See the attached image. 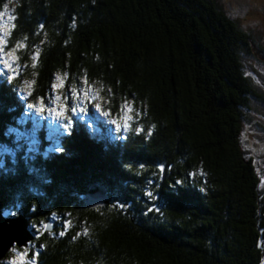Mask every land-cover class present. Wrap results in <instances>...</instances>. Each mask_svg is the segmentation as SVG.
I'll list each match as a JSON object with an SVG mask.
<instances>
[{"label": "trees", "instance_id": "trees-1", "mask_svg": "<svg viewBox=\"0 0 264 264\" xmlns=\"http://www.w3.org/2000/svg\"><path fill=\"white\" fill-rule=\"evenodd\" d=\"M4 11L8 47L35 76L28 95L21 75L0 74V147L13 155L2 209L33 234L18 264H263L264 188L242 136L264 93L243 66L250 35L215 0H0ZM56 75L64 92L94 88L101 108L67 96L64 116L27 112ZM22 123L38 141L29 154L10 132ZM94 183L108 201L89 207Z\"/></svg>", "mask_w": 264, "mask_h": 264}, {"label": "rangeland", "instance_id": "rangeland-1", "mask_svg": "<svg viewBox=\"0 0 264 264\" xmlns=\"http://www.w3.org/2000/svg\"><path fill=\"white\" fill-rule=\"evenodd\" d=\"M220 7L231 16L237 23V25L250 35L252 39L251 43V52L245 53L243 55V66L247 76L253 82L254 86L258 87L264 93V0H215ZM12 28L11 16L8 11L0 13V74L6 77L13 76L14 78H20L22 88L29 95L34 86V74L33 78L23 75L22 64L19 63V56L17 51L12 50L8 47L7 38L10 34ZM11 53V55H9ZM5 61H8L9 64L6 65ZM12 70H9V69ZM21 75V76H20ZM20 76V77H19ZM53 84L63 85L62 87L52 88V93L49 97V100L44 101V111L48 113V118L55 117L58 106L64 107L65 99L69 96L70 99L76 100L81 96L80 104H83L85 101L84 95L85 91L91 94L90 100L92 104L99 103L98 93L94 88L87 86L85 84L79 86V89L69 87L68 91L64 92L65 84L63 77L61 75H56L54 77ZM52 84V85H53ZM67 94V95H66ZM28 95L22 97L27 99ZM78 97V98H77ZM40 104V99L36 102V107L28 108L25 107L27 112L41 113L38 111ZM77 103L76 106H80ZM24 106L26 104L24 103ZM127 106L124 111V115L121 118H117L115 126V131H124L128 132L124 128V123L128 122L129 125V111H127ZM95 108V107H94ZM63 109V108H62ZM34 110V111H33ZM60 118V117H59ZM248 118L243 129V146L246 148L248 155L253 158L256 171L260 174L262 180V186L264 188V105L261 103L254 102L252 109L248 112ZM50 121V120H49ZM117 124L120 125V130H117ZM26 128L29 129L30 126ZM15 134L18 138L23 140V143L26 144L27 149H24L25 154L31 152L32 147H36L38 141L35 139V133L33 131H27L23 123L19 125V128H12L10 131ZM57 146V145H56ZM48 149H51L47 147ZM18 149L14 148V153ZM20 151V150H19ZM12 155L11 150H7L6 147H0V166L4 162V154ZM13 153V154H14ZM13 156V155H12ZM8 211L4 210L3 214ZM11 214V212H10ZM13 216V215H8ZM17 249L25 248L24 246L18 247L14 246ZM12 249V248H11ZM19 253H26V250L20 252L18 250L11 251L7 259H5L1 264H11L13 258H18ZM25 257V256H24ZM19 261V260H18ZM264 264V261H263Z\"/></svg>", "mask_w": 264, "mask_h": 264}, {"label": "water", "instance_id": "water-1", "mask_svg": "<svg viewBox=\"0 0 264 264\" xmlns=\"http://www.w3.org/2000/svg\"><path fill=\"white\" fill-rule=\"evenodd\" d=\"M108 201L107 188L94 183L86 192L85 203L89 207L102 206ZM3 200L0 197V260L14 246L26 247L33 240L29 222L23 214L5 216ZM47 229H50L47 226Z\"/></svg>", "mask_w": 264, "mask_h": 264}, {"label": "snow or ice", "instance_id": "snow-or-ice-1", "mask_svg": "<svg viewBox=\"0 0 264 264\" xmlns=\"http://www.w3.org/2000/svg\"><path fill=\"white\" fill-rule=\"evenodd\" d=\"M9 55H11V53H9ZM5 64L8 65L9 62H8V61H5ZM9 70H12V69L10 68ZM13 78H14L13 76H9V80H11V79H13ZM85 83H86V82H85ZM62 86H63L62 84H61V85L53 84V85H52V88L55 89V88L62 87ZM90 97H91V94L88 93L87 91H85L84 99H85V100H88L89 102H91V101H90ZM28 107H29V108H33V107H36V105H34V104H29ZM95 108H96L97 110H99V109L101 108V105H100L99 103H96V104H95ZM37 110L40 111V112H43V111L45 110V109H44V100H43V98L40 99V104H39V107H38ZM123 110H124V106H122V111H123ZM73 111H76V109L74 108ZM80 111H84V109L81 108ZM127 111L131 112V111H132L131 107H128V108H127ZM102 114H103L104 116H106V117L109 115V113H107V112H104V113H102ZM56 115H57V116H64V111L62 110V106H58L57 111H56ZM65 119L67 120V123H65V124L63 125V127H64V129L67 131V130L69 129L70 125H71V119H70V118H67V117H65ZM112 123L115 124L116 121H112ZM127 127H128V122H125V123H124V128L127 129ZM117 130H118V131L120 130V125H119V124H117ZM136 131L139 132V131H141V129L137 128ZM149 135H151V132H149ZM52 150H54V151H56V152H59V151H61V148L49 149V151H52ZM141 168H143V165H141ZM175 183H176L177 185H179V184H181L182 182H181V181H176ZM146 195L149 196V197H151L152 199H156V198H157V197L154 196L153 193H151V192L146 193ZM117 206H119V207H121V208H124V207H126L127 205H126V203H124V204H119V203H118ZM33 211H35V208H33ZM152 211H159V210H158V209H155V208H149V209H148V212H152ZM4 215H5V216H8L9 213L5 212ZM11 215L14 216V215H16V213H11ZM12 250L15 251V247H13ZM25 255H26L25 253H19V254H18V258H13L12 261H11V264H18V260H22V259L24 258Z\"/></svg>", "mask_w": 264, "mask_h": 264}]
</instances>
